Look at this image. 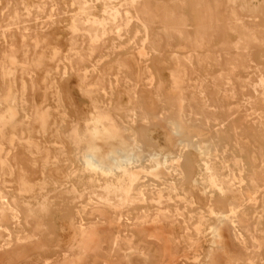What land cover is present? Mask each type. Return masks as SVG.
Segmentation results:
<instances>
[{"label": "rangeland", "instance_id": "obj_1", "mask_svg": "<svg viewBox=\"0 0 264 264\" xmlns=\"http://www.w3.org/2000/svg\"><path fill=\"white\" fill-rule=\"evenodd\" d=\"M0 45V264H264V0H0Z\"/></svg>", "mask_w": 264, "mask_h": 264}, {"label": "bare ground", "instance_id": "obj_2", "mask_svg": "<svg viewBox=\"0 0 264 264\" xmlns=\"http://www.w3.org/2000/svg\"><path fill=\"white\" fill-rule=\"evenodd\" d=\"M1 46V45H0ZM147 63V62H146ZM9 75V74H8ZM55 96H56V103H57V106L61 107L62 106V102H61V99H60V96H59V93L58 91H56L55 93ZM132 121H133V118H132ZM2 123V122H1ZM125 127V132H126V136L128 138V141H131L132 144H133V149H136L137 151V155H135L134 153L132 152H128V150L126 149V147L124 145H121L120 144V140L116 137H112L111 139H109L107 141V144H108V148L106 149V151L100 149V148H96L98 149L97 151H94L92 153H89V155L87 156V160L86 161L87 165H88V168H92L94 170H100L102 171L103 173H106L107 175H111V176H115V175H119L120 177L121 176H126L127 178L129 176H132L133 175V172L135 170H133V167H135L136 164H138V159L140 158V155L138 154L139 151H141L140 149L142 148V146L140 145V143L136 140V138L134 137L133 135V130L131 129V127H128V126H124ZM170 127H171V133L172 134H175V127L171 121L170 123ZM60 140V139H58ZM102 140L100 139H97L96 143L98 142V144L101 143ZM98 144H97V147H98ZM183 146V145H182ZM181 146V147H182ZM180 147V148H181ZM28 148V147H27ZM94 150V149H93ZM92 151V150H91ZM104 151V152H103ZM148 154V158H147V161L146 163H150V168H153L152 166H157L159 167L160 166V161H159V154L158 153H147ZM86 159V157H85ZM172 160L169 159L168 156H165L164 157V160H163V163L167 164V163H170ZM105 162H107L106 165H103ZM162 166V165H161ZM160 166V167H161ZM91 170V169H90ZM93 170V171H94ZM209 170V169H208ZM92 171V170H91ZM96 172V171H95ZM139 173V171H136V173ZM102 173V174H103ZM101 174V175H102ZM177 174V172H175V175ZM137 175V174H136ZM199 175V178L200 176L203 178L202 175H200V173L198 174ZM106 177V176H105ZM117 177V176H116ZM119 178V177H118ZM116 179V181H112V180H109L110 182V185H111V188H113L114 191L120 193V194H127L129 189L124 186L123 182L120 180V179ZM107 179V178H106ZM130 179V178H129ZM179 179V178H178ZM128 180V179H127ZM126 180L125 183H127L128 181ZM133 180V179H132ZM131 181V180H130ZM170 181V180H169ZM210 183V181H209ZM129 185L131 183H128ZM209 185V184H208ZM212 185V183H211ZM130 187V186H129ZM210 187V185H209ZM233 212H234V208L231 207L230 211L228 213H220V212H217L216 210H212V208H209V213L208 215H206L204 218H208L209 220L213 221L215 219L219 220V223L222 224V221L225 220V219H228L230 221V218L231 216L233 215ZM232 219V218H231ZM203 220V219H202ZM232 221V220H231ZM211 225V224H210ZM209 225V232H212V233H216L218 234L217 236V239L219 240H222L220 239L221 237L220 236H223L224 233L221 235L219 234V229L220 227H214L213 225L210 226ZM222 226V225H221ZM205 229V228H204ZM235 229V228H234ZM232 229V232L233 230ZM223 230V229H222ZM222 230H220V232H222ZM205 231V230H204ZM207 231V230H206ZM208 232V233H209ZM224 232V231H223ZM153 233H156L157 232H153ZM207 234V233H206ZM211 234V233H209ZM237 236V234H234ZM240 237V236H239ZM236 238V239H239ZM224 238V237H222ZM225 239V238H224ZM223 239V240H224ZM218 240V241H219ZM222 240V241H223ZM226 241V240H224ZM221 241H219L220 243ZM83 243V242H82ZM227 243V242H225ZM228 244V243H227ZM221 245V244H220ZM226 245V244H224ZM85 246V245H84ZM225 247H228L227 245ZM225 249V248H224ZM223 249V250H224ZM227 251V250H226ZM197 262V261H196ZM197 264V263H196Z\"/></svg>", "mask_w": 264, "mask_h": 264}]
</instances>
